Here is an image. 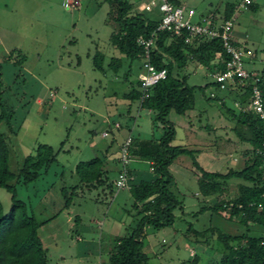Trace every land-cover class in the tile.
I'll list each match as a JSON object with an SVG mask.
<instances>
[{
  "label": "rangeland",
  "instance_id": "rangeland-1",
  "mask_svg": "<svg viewBox=\"0 0 264 264\" xmlns=\"http://www.w3.org/2000/svg\"><path fill=\"white\" fill-rule=\"evenodd\" d=\"M131 1L149 18H159L157 10H144L142 0ZM176 1L194 8L193 20L198 21L214 12L219 20L226 4L239 0ZM253 3L256 8L235 12L234 37L246 51V67L255 72L264 62V0ZM112 10L105 0H79L74 8L65 7L64 0H0L1 101L11 114L0 123V131L6 133L12 149L11 168L17 170L40 143L58 149L65 141L57 162L47 173L17 188L19 198L33 204L40 218L53 217L40 228L49 264L109 263L115 237L137 224L134 199L129 187L118 189L116 184L113 195L102 186L74 192L72 186L78 183L75 167L80 161L106 156V167L116 172L122 144L131 134L128 124L133 134L143 137L162 133L155 128L149 110L139 109V102L131 103L124 97L143 72V60L131 64L129 79L125 77L130 66L127 58L118 73L109 69L111 58L119 55L110 42L115 27L108 22ZM96 49L106 54V72L94 68ZM178 73L175 70V75ZM184 73L190 85L215 81L204 65L190 63ZM213 92L222 100H209ZM233 97L228 90H216L210 84L204 93L197 90L195 109L185 115L172 111L168 116L177 131L173 144L195 150L194 157L210 171L241 170L251 149L235 131L236 120L226 108L239 111ZM246 109H250V103ZM8 121L16 132L9 129ZM129 167H139L152 176L149 163L130 160ZM170 171L174 183L169 187L183 201V207L176 209L178 218L173 226L148 228L143 249L148 263L220 264L223 253L229 251L218 234L208 231L206 236H195L187 229L214 226L229 234L246 232L239 218L227 219L229 210L221 215L210 209L199 212L221 199L236 198L242 180L230 179L225 184L226 194L204 197L191 155H181ZM112 175L115 177V173ZM66 196L71 197L69 204ZM0 201L8 211L11 193L0 188ZM250 232L264 235V228L252 225Z\"/></svg>",
  "mask_w": 264,
  "mask_h": 264
},
{
  "label": "trees",
  "instance_id": "trees-1",
  "mask_svg": "<svg viewBox=\"0 0 264 264\" xmlns=\"http://www.w3.org/2000/svg\"><path fill=\"white\" fill-rule=\"evenodd\" d=\"M105 1L113 8L109 14L111 18L108 20L115 25L110 42L119 52V55L111 58L109 69L118 73L124 58H127L130 66L125 77L129 79L131 64L135 60H143L145 53L138 38L140 36L148 38L157 31L160 16L157 19L149 18L144 12L136 10L135 3L131 0ZM171 1L179 4L176 0ZM236 6V2H228L219 20L232 18ZM249 7L254 9L256 5L252 2ZM210 16L217 18L216 12ZM157 34L156 47L151 52V58L158 68L167 69V76L147 89H144L140 78L137 77L124 97L131 103L139 102V109L149 110L155 128L161 129L162 133L160 136L143 137L140 134H133L132 126L127 125L132 137L129 147L130 160L151 164L152 176L145 172H137V169L131 167L127 168L129 190L134 199L133 207L137 211L138 221L136 226L130 225L127 228L126 234L115 237L114 249L110 252L108 264H149L148 256L143 250L148 228L162 229L173 226L178 218L175 214L176 209L183 207V201L179 200L169 187L174 183L170 166L183 154L193 157V168L198 175V188L204 197L226 194L228 188L225 184L230 179L242 180L236 198L221 199L211 206L202 207L199 212L210 209L221 215L229 210L227 219L239 218V223L246 227V232L241 234L225 233L214 226L203 230L190 226L187 232L195 236H206L208 231L217 233L218 240L229 251L223 253L220 264H264V235L250 232L252 225L264 228V158L259 153L263 145L264 124L260 115L246 109L251 102L255 85L262 92L264 107V62L258 71L249 70L253 77L258 78L256 83L252 77L238 83L236 88L225 89L234 95V102L240 106L239 111L234 107H226L236 120L235 131L243 141L251 145V149L246 152L248 158L244 167L241 170L230 168L227 173L210 171L201 166L194 157L195 150L186 145L173 144L177 131L168 116L172 111L185 115L193 110L196 106L197 90L204 93L210 84L216 90H222L216 81L204 86L190 85L188 74L184 71L190 63L204 65L212 74L224 70L227 53L220 38H196L192 43H187L183 36H176L165 30L157 31ZM237 44L242 45L239 41ZM105 58L106 54L96 49L93 57L94 68L106 72ZM1 69L0 62V123L11 117L1 101L3 87ZM175 70H179L176 75ZM208 99L221 101L222 97L216 95L214 98L209 96ZM115 122L113 120L112 124ZM7 123L9 129L16 132L10 122ZM121 126L119 124V127ZM64 144L65 141L56 149L49 144L40 143L36 152L25 156L21 166L13 170L10 165L12 149L6 133L0 131V188L11 193L12 201L8 211H5L0 201V264H49L47 248L39 231L53 217L40 218L33 204L19 198L17 188L19 185L28 186L47 173L51 165L57 162ZM106 159V156H96L77 163L75 174L78 183L72 186L74 192L82 187L93 189L102 186L109 190L110 195L114 194L115 178L123 166L121 159H117L120 167L115 172L106 167ZM112 173H115V177ZM63 193L66 195L67 189L64 188ZM70 199L71 197L66 196L68 204L71 202Z\"/></svg>",
  "mask_w": 264,
  "mask_h": 264
},
{
  "label": "built area",
  "instance_id": "built-area-1",
  "mask_svg": "<svg viewBox=\"0 0 264 264\" xmlns=\"http://www.w3.org/2000/svg\"><path fill=\"white\" fill-rule=\"evenodd\" d=\"M253 0H239L236 11L247 9ZM79 4V0H64V6L74 8ZM142 6L145 11L157 10L160 16V22L157 31H168L176 36H183L187 43H192L194 39L202 38H220L228 58L225 60V69L213 73V77L220 84L221 89L228 87L236 88L238 83L245 82L253 77L252 73L246 67V51L242 45L237 44L234 37L235 14L230 19L218 20L213 16H201L198 21L193 20L196 10L182 4H175L171 0H142ZM157 31L153 32L148 38L140 36L138 42L145 49L143 57V72L139 78L144 89L156 85L167 76L166 68H158L152 61V50L156 47ZM255 83L258 78L253 77ZM211 97H216L215 92ZM250 109L260 115L264 124V107L262 92L257 85L253 87L251 95ZM132 143V137H128L121 147L122 170L118 174L115 184L118 189L128 188V170L127 164L130 161L129 147ZM264 158V136L263 145L259 150Z\"/></svg>",
  "mask_w": 264,
  "mask_h": 264
},
{
  "label": "crops",
  "instance_id": "crops-1",
  "mask_svg": "<svg viewBox=\"0 0 264 264\" xmlns=\"http://www.w3.org/2000/svg\"><path fill=\"white\" fill-rule=\"evenodd\" d=\"M0 45H2L3 46V43H2V41H1V39H0ZM195 109V108H194ZM172 167L174 166V163L171 165ZM137 172H144L141 168H137V170H136ZM73 224V223H72ZM40 232V231H39Z\"/></svg>",
  "mask_w": 264,
  "mask_h": 264
}]
</instances>
